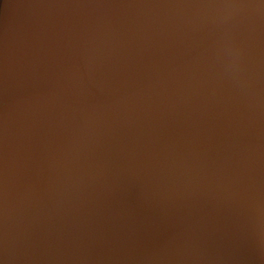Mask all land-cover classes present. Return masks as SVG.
<instances>
[{"label": "water", "instance_id": "obj_1", "mask_svg": "<svg viewBox=\"0 0 264 264\" xmlns=\"http://www.w3.org/2000/svg\"><path fill=\"white\" fill-rule=\"evenodd\" d=\"M178 2L0 0L6 264H264V107Z\"/></svg>", "mask_w": 264, "mask_h": 264}, {"label": "clouds", "instance_id": "obj_2", "mask_svg": "<svg viewBox=\"0 0 264 264\" xmlns=\"http://www.w3.org/2000/svg\"><path fill=\"white\" fill-rule=\"evenodd\" d=\"M163 7L183 10L185 23L205 32L204 55L216 82H227L237 97L254 100L264 107V49L258 58L252 55L254 47L264 44V0H180ZM245 195L264 237V183H250ZM4 197L3 214L7 221L6 187ZM175 240L173 237L166 241L158 251L166 250ZM13 243L6 229L0 264H6Z\"/></svg>", "mask_w": 264, "mask_h": 264}]
</instances>
